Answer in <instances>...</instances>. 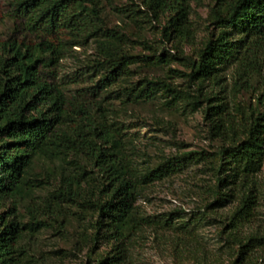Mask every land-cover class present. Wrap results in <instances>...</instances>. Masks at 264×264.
I'll return each instance as SVG.
<instances>
[{
	"label": "trees",
	"instance_id": "16d2710c",
	"mask_svg": "<svg viewBox=\"0 0 264 264\" xmlns=\"http://www.w3.org/2000/svg\"><path fill=\"white\" fill-rule=\"evenodd\" d=\"M115 1L11 4L13 33L22 36L12 34L0 42V208L5 209L0 212V264H21L24 235L55 223L64 227L74 215L90 217V234H85L89 256L101 244L108 246L97 264H127L130 237L161 223L137 213L140 186L180 171L182 161L169 158L140 172L127 154L123 125L109 120L111 110L102 102L124 98L139 104L158 95L166 104L182 103L191 111L204 107L211 135L219 142L212 154L218 160L214 201L205 208L235 202L226 224V242L237 247L230 264H264V252L251 255L264 245V235L242 232L255 219V176L264 160V0H213L210 17L218 32L196 57L177 54L185 70H168L180 73L186 89L167 82L169 76L144 75L128 84L138 71L167 67L175 56L166 48L158 53L140 30L125 26L140 22L136 3L123 8ZM138 1L154 20L166 16V41L188 37L189 0ZM107 5L123 25L108 23ZM87 39L96 46V58L72 78L60 77L63 54ZM231 67L234 87L229 94L221 75ZM86 72L92 84L71 88L84 81ZM248 92L249 105H238L236 121L230 106L238 93ZM205 154L201 150L179 158L198 161ZM38 166L42 179L34 175ZM51 179L56 183L43 197V206L32 204L36 189ZM24 202L30 213L26 222L17 212Z\"/></svg>",
	"mask_w": 264,
	"mask_h": 264
},
{
	"label": "rangeland",
	"instance_id": "374dc122",
	"mask_svg": "<svg viewBox=\"0 0 264 264\" xmlns=\"http://www.w3.org/2000/svg\"><path fill=\"white\" fill-rule=\"evenodd\" d=\"M13 1L0 0V42L14 34V25L9 18ZM133 3L137 4L133 8L137 9L140 29L134 24L125 26L133 32L140 30L142 38L158 48V53L166 48L175 57L167 67L138 71L128 80V84L137 82L144 75L161 78L169 76L170 78H165L167 82L178 89H186V80L177 77L180 73L168 70H185L184 63L176 57L177 54L196 57L205 43L218 32L210 17L214 1L189 0V35L181 40L173 38L170 41L163 37L166 16L154 20L138 0L115 1L116 5L123 8ZM105 13L109 24L123 25L108 5ZM123 21L127 22V19L123 18ZM14 35L19 38L22 36L19 33ZM96 53V46L91 39L67 49L59 62V76L72 78L76 71L96 58ZM232 69L233 67L229 68L221 75L222 85L229 94L234 87L230 74ZM89 74L91 73L86 72L84 81L71 84V88L90 86L92 79L91 76L87 77ZM116 89L118 90V86ZM250 95L249 92L238 93L234 98V106L232 104L230 109L236 121L240 120L238 105L247 107ZM122 100L105 99L102 103L111 110L107 112L109 120H117L123 125L127 154L138 170L145 173L173 157L182 161L180 171L140 186L135 204L137 213L151 216L161 223L144 227L130 237L127 264H230L237 247L226 242L229 232L226 224L236 203L227 201L219 206L205 208L214 201L218 160L212 154L219 142L211 135L209 123L204 118V107L191 111L182 103L166 104L167 99L162 95H158L153 101L139 104L130 103L124 98ZM201 150L208 154L198 161L179 158L184 153ZM42 174V167H36L35 177L42 179ZM255 180L258 189L256 215L252 224L243 228L242 232L247 236L264 235V160ZM55 183L51 179L42 188L36 189L32 204L43 206V197L54 188ZM4 210L0 208V212ZM17 212L23 222L29 220L27 202L20 205ZM89 218L86 215L79 220L74 215L64 227L55 223L33 234L24 235L20 242L23 250L21 264H97L96 259L106 252L108 246L101 244L92 253L93 258L89 256L91 245L85 237V234H90ZM83 231L86 233H82ZM262 252L264 245L251 255L257 258Z\"/></svg>",
	"mask_w": 264,
	"mask_h": 264
}]
</instances>
